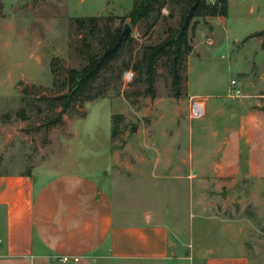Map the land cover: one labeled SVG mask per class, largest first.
<instances>
[{"label": "rangeland", "instance_id": "rangeland-1", "mask_svg": "<svg viewBox=\"0 0 264 264\" xmlns=\"http://www.w3.org/2000/svg\"><path fill=\"white\" fill-rule=\"evenodd\" d=\"M187 1L167 0L156 23L154 14L134 25L129 15L135 0H0V171L35 173L39 182L58 172L95 174L99 182L110 184L117 173L137 176L131 173L132 166L146 171L143 166L156 162L160 149L185 147V141L175 138L180 124L189 120L190 81L194 91L223 94L233 78L239 83L243 80L241 72L252 62L251 50L234 43L249 30L227 28L222 17H192L188 35L193 51L181 71V96H175L167 57H162L156 64V96L152 97L138 63L149 46L181 28ZM94 16L97 27L92 21H76ZM126 23L132 26V38L115 63L129 66L123 77L118 79L116 70L108 84L112 75L105 72L72 104L61 122L52 123L62 110L53 97L68 92V70H83L91 54H103V41L117 29L123 30ZM211 39L215 44L208 43ZM127 71L134 72L131 81L124 78ZM104 86L108 96L92 100ZM22 110H26L25 120L20 118ZM115 115L123 117L115 122ZM183 137L189 139V133ZM165 160L171 164L175 157L171 154ZM174 181L150 179L139 189L147 190L146 197L156 205L167 207V213L178 214L179 208L181 218L189 221L192 210L185 201L190 180L180 181L182 189L176 196L171 189ZM208 181L217 186L212 179ZM159 182L165 190L155 187ZM136 186L132 184L138 195ZM211 192L209 187L200 192L216 202L209 207L212 218L201 224L209 232H200L198 244L232 247L241 242L252 264H264V177L229 180L217 193ZM149 205L150 201L142 206ZM236 232L241 237H234Z\"/></svg>", "mask_w": 264, "mask_h": 264}, {"label": "crops", "instance_id": "crops-1", "mask_svg": "<svg viewBox=\"0 0 264 264\" xmlns=\"http://www.w3.org/2000/svg\"><path fill=\"white\" fill-rule=\"evenodd\" d=\"M221 21L230 29L249 30L234 43L251 50L252 62L241 72L243 80L233 78L223 94L194 91L190 81L189 120L180 124L175 138L185 147L160 149L157 161L143 166L146 171L132 166L137 176L117 173L110 184L95 174L58 172L39 182L35 173L0 171V264H70L59 259L63 255L80 256V264H252L244 243L215 247L196 240L200 232H209L201 224L212 218L208 211L216 202L208 201L203 189L209 187L212 194L229 180L264 177V35H255L264 31V0H229V14ZM194 104L200 115H192ZM186 131L189 139L183 137ZM171 154L175 161L168 164ZM102 165L96 164L94 173ZM169 178L176 180L175 196L180 181L190 180L189 221L179 208L178 214L167 213L139 189L147 180ZM148 201L152 207L142 206ZM234 237L241 236L236 232Z\"/></svg>", "mask_w": 264, "mask_h": 264}, {"label": "trees", "instance_id": "trees-1", "mask_svg": "<svg viewBox=\"0 0 264 264\" xmlns=\"http://www.w3.org/2000/svg\"><path fill=\"white\" fill-rule=\"evenodd\" d=\"M167 0H135L133 9L130 12V19L132 24H138L142 20H149L152 15L156 14L154 17V22L156 23L161 15L163 9L167 6ZM197 4L196 8L193 10V17L196 16H219L227 17L229 14V0H188L187 8L185 10V15L183 23L180 29L172 32L165 40L157 45L149 46L147 51L144 53L142 60L138 63L144 74L146 75V82L148 84L147 92L152 96H156L155 89V77L157 74L156 64L162 57H167L169 69L173 76V88L175 90V96H181L180 84L182 80L181 71L185 68V63L189 57V54L193 51V45L191 44L188 30L189 24H185L186 16L191 11L192 7ZM98 17L77 18L79 24H83L86 21L95 22V27H97L96 21ZM122 30L119 28L115 32L108 35V38L103 41V54L93 53L89 56V63L83 70H78L72 68L68 70V92L53 97L55 105L58 103L62 107V110L57 114L52 123H59L63 120V115L68 111L72 104L84 93H86L88 87L97 81L100 77H103L105 72H110L112 77L107 83H111L114 79V72L118 71V79L123 77L124 71L129 68L127 64L122 66H116L121 51L126 46L128 41L131 40L132 36L126 37L117 51L111 53L104 62L101 64L100 69L93 73L96 65L100 61L101 57L117 42V39ZM255 35H264V31L258 32ZM139 66H136L138 69ZM55 72V69H54ZM57 77V76H56ZM56 82V80H55ZM104 86L100 90L96 91L91 99L95 100L101 97H107L108 90ZM26 110H22L20 113L21 119H27ZM122 115H115L114 121L117 118H122ZM115 127V126H114ZM116 133L114 128L113 137Z\"/></svg>", "mask_w": 264, "mask_h": 264}, {"label": "water", "instance_id": "water-1", "mask_svg": "<svg viewBox=\"0 0 264 264\" xmlns=\"http://www.w3.org/2000/svg\"><path fill=\"white\" fill-rule=\"evenodd\" d=\"M197 4H195L191 11L189 12V14L186 16V22L185 24L188 25L191 18L193 17V10L196 8ZM132 33V26L129 23L125 24L124 29L122 30V32L120 33L117 42L114 44L113 47H111L108 51L105 52V54L101 57L100 61L98 62V64L96 65V68L93 70V73L97 72L100 69L101 64L104 62V60L106 59V57H108L111 53L115 52L118 50V48L120 47L122 41L130 36Z\"/></svg>", "mask_w": 264, "mask_h": 264}, {"label": "built area", "instance_id": "built-area-1", "mask_svg": "<svg viewBox=\"0 0 264 264\" xmlns=\"http://www.w3.org/2000/svg\"><path fill=\"white\" fill-rule=\"evenodd\" d=\"M134 77V72L133 71H127L125 73V80L127 81H131ZM232 84H236V81L233 80ZM240 94V90H235V95H239ZM202 113L201 108L198 107L197 105L194 104L193 108H192V115H200ZM59 259L64 262V263H70V264H80L81 261V257L74 255V256H70V255H63L60 256Z\"/></svg>", "mask_w": 264, "mask_h": 264}]
</instances>
